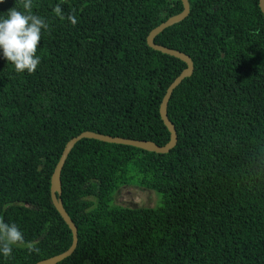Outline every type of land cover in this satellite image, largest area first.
<instances>
[{
  "label": "trees",
  "instance_id": "16d2710c",
  "mask_svg": "<svg viewBox=\"0 0 264 264\" xmlns=\"http://www.w3.org/2000/svg\"><path fill=\"white\" fill-rule=\"evenodd\" d=\"M189 2L154 40L194 63L168 103L176 146L80 140L61 172L78 244L57 264H264V14L259 0ZM12 9L45 27L34 72L0 58V224L21 233L0 236V264H34L72 244L50 195L69 139L89 130L169 141L160 104L186 64L147 36L183 4L0 0V17ZM125 185L156 190L160 204H115Z\"/></svg>",
  "mask_w": 264,
  "mask_h": 264
},
{
  "label": "water",
  "instance_id": "95a60500",
  "mask_svg": "<svg viewBox=\"0 0 264 264\" xmlns=\"http://www.w3.org/2000/svg\"><path fill=\"white\" fill-rule=\"evenodd\" d=\"M183 4V10L175 15L170 16L168 19L154 27L147 36V44L149 47H151L154 50L160 51L164 54H168L170 56H173L175 58L180 59L186 64V67L182 70V72L171 82V84L166 89V92L162 98L161 104H160V117L164 123V125L167 127L169 133H170V139L169 141L164 145H158L154 141L151 140H144V139H132V138H126V137H120V136H112L108 134H102L97 133L94 131H83L79 133L78 135L72 137L67 141L65 144L63 151L58 159V162L54 168V171L51 175V186H50V195L52 199V203L55 206L56 210L64 220V222L68 225L69 229L72 232V244L71 246L64 252L59 253L57 255L42 259L37 261L34 264H57L64 260L65 258L72 255V253L75 251L77 244H78V228L66 209L64 208L61 193H62V183H61V172L65 165V162L74 148V146L82 139L88 138V139H95L99 141H103L106 143H115V144H123L128 146L137 147L143 150H147L150 152L165 154L168 153L171 149H173L178 140L177 131L175 128V125L171 122V120L168 117V103L169 100L174 92V90L182 83V81L190 77L194 71V63L191 57L179 50L172 49L165 47L163 45L157 44L154 40L155 37L160 34L164 29L184 20L190 13V2L189 0H181ZM259 6L264 14V0H259Z\"/></svg>",
  "mask_w": 264,
  "mask_h": 264
},
{
  "label": "clouds",
  "instance_id": "9594fccd",
  "mask_svg": "<svg viewBox=\"0 0 264 264\" xmlns=\"http://www.w3.org/2000/svg\"><path fill=\"white\" fill-rule=\"evenodd\" d=\"M44 27V21L35 15L9 10L6 17H0V58L10 62L16 72H34L41 62L37 48ZM0 236L6 237L9 243L21 239L15 225L0 224ZM2 250L4 253L11 251L8 243Z\"/></svg>",
  "mask_w": 264,
  "mask_h": 264
},
{
  "label": "rangeland",
  "instance_id": "374dc122",
  "mask_svg": "<svg viewBox=\"0 0 264 264\" xmlns=\"http://www.w3.org/2000/svg\"><path fill=\"white\" fill-rule=\"evenodd\" d=\"M114 203L128 207H156L160 204V194L156 190L125 185L114 195Z\"/></svg>",
  "mask_w": 264,
  "mask_h": 264
}]
</instances>
